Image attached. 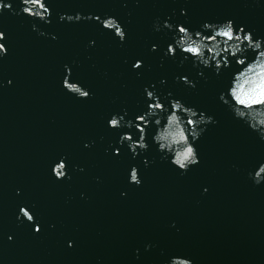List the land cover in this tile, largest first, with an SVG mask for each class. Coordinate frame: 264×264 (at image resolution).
Here are the masks:
<instances>
[{"label":"water","instance_id":"obj_1","mask_svg":"<svg viewBox=\"0 0 264 264\" xmlns=\"http://www.w3.org/2000/svg\"><path fill=\"white\" fill-rule=\"evenodd\" d=\"M3 3L12 11H0L7 48L0 58V264H166L172 256L264 264V182L248 175L264 161V140L219 99L240 66L229 56L231 66L217 74L194 67L179 49L165 55L177 24L203 32L205 21L231 19L264 38V0H50V23L15 14L20 0ZM61 12L113 16L126 38L96 19L60 21ZM137 60L142 67L134 69ZM65 65L88 98L62 86ZM145 87L166 106L178 99L216 121L204 125L195 141L199 163L187 172L161 159L154 124L147 150L135 157L118 143L124 132L139 138L134 123L147 112ZM114 113L133 126L109 127ZM61 158L67 175L57 179L52 166ZM132 166L139 186L129 182ZM21 206L33 222L17 219Z\"/></svg>","mask_w":264,"mask_h":264},{"label":"clouds","instance_id":"obj_2","mask_svg":"<svg viewBox=\"0 0 264 264\" xmlns=\"http://www.w3.org/2000/svg\"><path fill=\"white\" fill-rule=\"evenodd\" d=\"M49 2L50 0H20L22 7L15 14L23 13L45 23H50ZM134 2L138 3L139 0H134ZM3 9L12 11L11 3L0 4V11ZM184 13L185 10L181 9V14ZM89 18L98 20L105 29L112 31L121 42L126 38L123 26L113 16L101 18L91 14L83 16L79 12L75 15L58 13V20L60 21H79ZM163 26L172 28L168 20L164 21ZM154 28L159 31L160 26L154 24ZM201 28L204 30L203 32L192 31L181 24L175 25L173 43L167 46L165 55L174 56L179 49L184 54L185 59L192 58L194 67L198 64L204 67H213L217 74L222 67L231 66L228 57H233L236 64L240 66L239 71L233 73L230 87L226 92L222 91L219 94V99L228 104L235 118L243 120L252 131L257 133L261 140H264V38L257 37L254 39L251 32L245 31L243 26L237 28L231 19L212 23L205 21ZM32 29L38 31L40 35H46L43 31H39L35 24L32 25ZM52 38L55 39L56 37L53 35ZM5 39V33L0 31V41ZM89 43L94 44V41ZM155 49L156 45H152V50ZM248 51L255 53L250 60L246 55ZM6 54V45L0 42V58ZM132 67L134 69L142 67V61H135ZM65 71L66 75L61 82L65 90L77 98H88L91 93L78 82L70 79L71 69L68 65H65ZM197 74L202 75L201 72ZM179 79L189 86H195L194 82L185 76H181ZM2 83L0 81V87H2ZM8 83L10 84L11 81L9 80ZM144 92L150 101L147 112L137 115L135 123L124 119L126 110L124 115L114 113L107 122L108 126L111 128L131 127L134 123L135 128L140 133L139 138L134 139L129 132H124L121 133L118 143L126 141L133 157H135L138 154L137 149L140 151L147 150V129L154 124L155 131L152 134V141L157 145V151L163 153L161 159H168L182 173L187 172L191 166L199 163L195 141L205 130L204 125L216 123V121L212 116L206 115L202 111L198 113L195 108L184 105L178 99H170L169 107L161 103L154 91L149 90L148 87H145ZM168 95L170 97L171 93ZM226 97H230V100ZM88 146L90 145L85 144V147ZM113 152L118 154L119 149H114ZM145 164H147L146 160ZM66 170L67 165L64 158L52 166V173L57 179L64 178L67 175ZM248 175L254 184L258 185L264 182V161H261L255 170L250 171ZM129 182L137 186L141 183L139 170L136 166H132L129 170ZM17 194H19V189H17ZM21 217L28 222H33L35 219L24 206L20 207L17 219L19 220ZM34 230L39 231V226L34 225ZM8 238L10 240L11 236ZM69 246H71V242H69ZM146 247L148 246L146 245ZM166 264H193V262L189 258L172 256Z\"/></svg>","mask_w":264,"mask_h":264}]
</instances>
